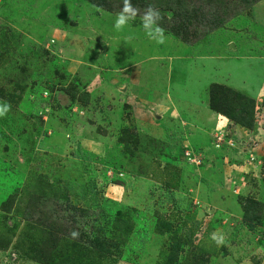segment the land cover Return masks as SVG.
<instances>
[{
    "label": "rangeland",
    "instance_id": "obj_1",
    "mask_svg": "<svg viewBox=\"0 0 264 264\" xmlns=\"http://www.w3.org/2000/svg\"><path fill=\"white\" fill-rule=\"evenodd\" d=\"M207 1L0 0V264H264V0Z\"/></svg>",
    "mask_w": 264,
    "mask_h": 264
},
{
    "label": "trees",
    "instance_id": "obj_2",
    "mask_svg": "<svg viewBox=\"0 0 264 264\" xmlns=\"http://www.w3.org/2000/svg\"><path fill=\"white\" fill-rule=\"evenodd\" d=\"M92 4H96L97 6L110 11H115L114 8L108 5V0H87ZM138 0H131L133 6L134 2ZM156 1L154 5L160 7L164 10H169L173 13L174 19L178 18L182 20V18L186 17L183 22L187 21L189 18L185 9V6H181L183 0H154ZM258 0H253L250 3L254 4ZM206 2H209L206 0ZM163 20L160 22L162 26L165 25V21L168 19L162 14ZM173 19V20H174ZM175 32L174 29H172ZM210 106L212 109L226 114L229 118L233 119L237 123H240L244 126L250 127V124L244 122V120L251 119L254 115V101L239 92L234 91L225 85L220 84H212L210 86Z\"/></svg>",
    "mask_w": 264,
    "mask_h": 264
},
{
    "label": "clouds",
    "instance_id": "obj_3",
    "mask_svg": "<svg viewBox=\"0 0 264 264\" xmlns=\"http://www.w3.org/2000/svg\"><path fill=\"white\" fill-rule=\"evenodd\" d=\"M122 8L116 16L114 28L117 31L122 30L128 23L136 18L139 14V10L135 8L131 0H122ZM163 20V16L160 10L153 4L148 3L141 15L142 27L145 34L150 39H155L157 43H164V29L161 27L160 22ZM10 103L0 104V117L5 116L10 110ZM213 239H216V234L213 233Z\"/></svg>",
    "mask_w": 264,
    "mask_h": 264
}]
</instances>
